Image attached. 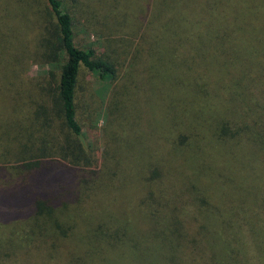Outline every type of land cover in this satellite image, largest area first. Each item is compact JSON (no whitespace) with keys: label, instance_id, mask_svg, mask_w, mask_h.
Listing matches in <instances>:
<instances>
[{"label":"trees","instance_id":"16d2710c","mask_svg":"<svg viewBox=\"0 0 264 264\" xmlns=\"http://www.w3.org/2000/svg\"><path fill=\"white\" fill-rule=\"evenodd\" d=\"M73 1L78 5L80 2L88 7H97L98 11H111L122 0ZM192 1L199 9L205 26L198 24L200 29L197 31L212 35L214 47L219 48L229 71V80L218 79V84L221 82L224 86L219 88L215 85L214 88L227 98V106L219 102L223 109L221 115L227 116L229 110L233 114L237 99L240 119L233 114L232 128L228 129L225 119H205L201 116L200 103L208 95L207 88L187 71L183 75L176 61L180 51L178 46L173 47V58L168 61L170 70L166 69L169 72L167 77L164 76L165 82H162L164 96L175 107L172 126L184 140L188 141L189 133L195 141L210 148V152L221 157L222 163L210 165L215 168L212 172L208 165L207 174L214 187L205 189L206 194L197 185L193 174L179 170L180 163L174 160L171 151L170 157L162 159L160 167L153 159L143 165L149 172L148 176L141 177L145 182L146 195L159 191L161 194L157 202L165 204L171 198L166 193L177 187L179 195L172 197L179 200L185 198L184 201L192 205L193 213L188 222L191 226L187 228L185 221L175 213L166 214V210L161 214L153 213L146 223L145 233L152 256L145 259L137 257L133 242L131 256L126 257L124 262L133 264L135 259L139 264H264V0ZM187 5H192V2L160 0V6L154 5L148 24L155 30V36H149V39L159 38L163 26H167L172 28L171 31L177 29L175 36L182 33L181 38L178 35L176 39L184 43L187 35L179 12ZM173 9L175 16H169L168 12L172 13ZM28 14L35 19H44L36 33L27 30ZM159 18L162 20L160 29L157 27ZM72 25L71 15L62 0H0V115L3 94L6 90L10 92L8 116L4 122L0 121V230L10 231L5 237L0 232V264L22 262L25 250L31 249L30 242L37 238L48 236L54 241L56 236L71 233V229L74 234L82 230L79 215H86L88 219L93 212L90 207L84 209L79 206L78 202H89L88 197L98 196L102 189L98 184H89L98 181V178L82 179L81 165L89 163V160L75 116L74 93L81 68L94 71L100 78L110 81L116 75L115 63L107 56L96 55L92 49L76 47ZM31 42L37 46L43 61L58 62L57 80L48 105H44L41 97L36 102L32 101L28 95L29 87L25 85L28 82L23 81L18 72L20 63L32 54L27 46ZM140 51L133 55V61L135 65L144 64L146 68L135 66L131 72L135 69L146 72L148 53L144 62ZM163 54L164 51L159 52L160 60ZM159 68L156 67V73L166 75V70L163 69L162 73ZM146 81L145 76L139 83L146 84ZM231 85L239 89V97ZM135 91H130L131 95ZM121 93L127 94L126 89L123 88ZM194 104L196 110L192 108ZM141 107H135L133 111L140 112ZM54 119L58 120L56 126ZM199 119L203 123L198 122ZM228 136H237L236 144L243 150V163L238 168L228 155L223 159L224 151L228 152L234 146L229 145L231 140ZM178 140L181 144L180 138ZM106 174L102 171L101 178ZM138 174V171L133 172L132 176ZM182 174V180L177 183ZM162 179L168 182L166 188L161 186L164 184ZM235 179L244 187L237 195L236 189H233ZM210 199L215 201L212 203ZM217 205L228 210L221 220L210 217ZM65 215H68L67 218ZM84 228L90 231L91 227L85 224ZM208 228L213 231L208 233ZM95 231V240L89 241L85 252L97 250L100 240L107 247V263L114 264L115 261V264H122L114 251L115 229L110 235L100 234V228L98 233L97 227ZM19 232L29 233L24 237L23 245L12 239ZM6 251L10 252L9 257ZM18 251L19 258L12 257Z\"/></svg>","mask_w":264,"mask_h":264},{"label":"rangeland","instance_id":"374dc122","mask_svg":"<svg viewBox=\"0 0 264 264\" xmlns=\"http://www.w3.org/2000/svg\"><path fill=\"white\" fill-rule=\"evenodd\" d=\"M190 1L192 5L181 7L179 12L181 13V25L187 35L186 41L181 43L176 36L179 35L181 38L182 33L175 36L177 29L171 31L172 28L167 26H163L161 35L160 33L157 35H160L159 38L149 39V36H155V30L148 24L150 11L154 5L160 6V0H122L112 7L111 11H98L97 7H88L80 2L78 5L73 0H62L63 6L69 11L73 21V44L78 48L92 49L96 55L107 56L115 63L116 75L110 81L104 77L100 78L94 71L81 68L74 93L75 116L81 128L82 140L89 160V163L81 165L82 179L98 178V181L89 184H98L102 189L98 195L100 197L89 196V202L85 200L78 202L79 206L84 209L90 207L93 212L90 213L88 219L86 215L84 217L79 215L78 222L80 227H83L82 230L74 234L75 232L72 233L71 229V233L69 231L65 236H56L54 241L48 236L31 241V249L25 250L27 252L24 251L22 262L17 261L16 264H108L107 247L100 240L97 250L90 249L85 252L86 245L90 244L89 241L95 240L96 227L98 233L100 228V234L104 232L109 235L111 232L114 233L115 229L117 238L113 241L114 251L117 260L120 258V263L126 264L124 261L126 257L131 256L133 242L136 245L134 253L138 252L137 257L145 259L152 256L153 251L149 249V241L146 242L145 233L148 227L146 223L151 220L149 216L153 213L161 214L163 210L168 211L166 214L175 213L182 221H185L187 228L191 226L188 222L193 213V209L190 208L192 205L185 202V198L182 200L174 198L176 194L179 195L177 187H172L166 193V196H171L168 202L160 204L157 198L161 193L157 191L152 195H146L145 182L141 180L142 175L148 176L149 174L146 165L150 160L158 162V167H160L162 159L166 156L170 157L169 152L171 151L172 156L175 157L174 160L180 163L179 170L188 175L193 174L197 185L205 192V189L210 190L214 187V183L210 182L207 174L208 165L222 163L221 157L210 152V148L195 141L189 133L188 141L184 140L172 126L175 107L164 96L165 90L162 82H165L164 76L167 77L170 70L168 61L173 58V47L178 46V52L181 53V56L180 53L177 54L176 61L183 75L185 76V71H187L186 73L194 76L196 81L202 82L207 88L208 95L200 103L201 116L205 119L212 117L213 119H225L228 129L232 128L230 122L234 118L231 117L233 114L236 115V119H240L237 99L233 108L234 113L230 114L231 110L227 112L224 107V113L229 114L221 115L223 109L219 102L227 106V98L225 94L219 93V90L214 88L215 85L219 88L224 86L221 82L218 84V79L229 80L230 76L227 73L229 71L219 48L214 47L212 35L209 32L197 31L200 29L199 25L202 24V20L199 9L195 8L192 0ZM168 15L175 16L174 9L172 13L168 12ZM165 17H167L166 14ZM162 19H164L163 16ZM43 20V18L42 20L35 19L28 14L27 30L36 33ZM195 21L198 23L195 24ZM161 24L162 20L159 18L158 29ZM151 41H154L152 45ZM155 43L157 45H154ZM27 46L32 54L18 66L20 78L23 81L27 80L28 83L25 85L29 87L28 95L32 97L33 102L41 97L44 105H48L51 101L52 88L57 80L58 62L56 60L43 61L38 54L37 46H33L32 42ZM139 49L144 62L148 53V67L144 73L136 69L130 71L135 66H138V69L146 68L144 64L135 65L133 61V55ZM161 51L165 54L160 60L159 52ZM220 54L221 56L218 57ZM156 67H160L162 73L163 69L169 70H166V75L160 76L156 73ZM145 76L148 84L144 82L140 85L139 82ZM138 86L139 89H137ZM231 86L239 97V89ZM123 88L127 92L125 95L121 93ZM133 89H136V93L131 95ZM8 98H10V92L6 90L3 94L0 115L2 122L8 116ZM30 104L33 105L32 102ZM135 107L138 109L141 107L140 112L133 111ZM192 108L196 110L195 104ZM192 119L195 122L193 114ZM198 122L203 123L201 119ZM54 125H58L57 119H54ZM237 139V136L230 137L229 145L234 144V146L230 151H224L223 159L228 155L235 167H240V163H243L241 156L244 154L240 145L236 144ZM204 143L208 144L205 141ZM144 164L146 165L143 166ZM214 170L215 168L210 166V172ZM102 171L107 172L104 178L100 175ZM137 171L139 174L133 177V172ZM113 172L114 175H112ZM183 176L182 174L176 182L179 183ZM162 181L164 184L161 186L166 188L167 180L162 179ZM234 183L233 189H236L237 195L244 187L242 188L243 184L236 179ZM164 191L167 190L164 189ZM211 201L213 203L215 200L210 199ZM212 213L211 218L221 220L228 210L217 205ZM67 216L65 215V218ZM85 224L91 227L90 231H87L89 228H84ZM190 231L193 232V230ZM212 231L208 228V233ZM0 232L5 237L9 236L10 231L0 230ZM27 235L29 233L21 232L14 234L15 238L12 239H17L23 245V239ZM109 235L104 238L108 239ZM6 252L9 257L10 252ZM18 254L19 251L12 257L18 259ZM113 263L115 264V261ZM133 264H139V262L134 259Z\"/></svg>","mask_w":264,"mask_h":264}]
</instances>
